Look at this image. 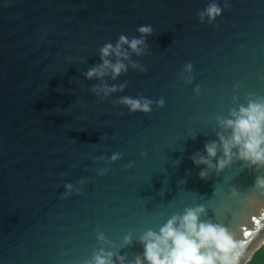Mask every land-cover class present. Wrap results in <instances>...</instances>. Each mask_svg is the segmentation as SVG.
Here are the masks:
<instances>
[{"label": "water", "instance_id": "95a60500", "mask_svg": "<svg viewBox=\"0 0 264 264\" xmlns=\"http://www.w3.org/2000/svg\"><path fill=\"white\" fill-rule=\"evenodd\" d=\"M210 2L0 0V264H94L100 249L134 264L140 237L189 207L233 236L227 264H247L262 246L264 193L254 185L264 170L234 158L202 180L206 166L189 157L231 134L221 120L233 110L264 98V0H229L215 23H201ZM142 25L153 33L142 36ZM121 35L145 39L144 55L124 48L147 72L124 60L117 79H86ZM105 83L126 87L92 92ZM123 96L166 103L131 113Z\"/></svg>", "mask_w": 264, "mask_h": 264}, {"label": "clouds", "instance_id": "9594fccd", "mask_svg": "<svg viewBox=\"0 0 264 264\" xmlns=\"http://www.w3.org/2000/svg\"><path fill=\"white\" fill-rule=\"evenodd\" d=\"M229 0H225L223 8L212 0L205 9L198 12V18L201 23H215L217 17L222 16L225 8H229ZM142 36L146 37L153 33L151 25H142L137 29ZM124 45L134 52L136 55H144L147 47L145 39L132 38L128 39L125 35L119 37V41L115 44H105L101 52L102 63L90 68L84 76L88 80L94 78H104L111 74L112 79H117L128 71V65L123 61L128 60L133 69H139L141 72H147L145 66L137 62L131 61L129 52ZM115 55L116 62L113 63L109 57ZM193 70L192 63L184 65V71L191 73ZM192 77L186 78V83H191ZM126 83L117 86H108L106 83L103 87L94 85L92 92L97 96L103 92L104 97H108L111 93L123 91ZM199 95L201 89L199 86L195 89ZM119 103L127 106L131 113L150 114L153 111L152 105L155 103L160 108L165 106L163 98L153 101L144 97L132 98L123 96ZM231 115L234 119L221 120V126L230 129L231 134L225 136L223 133L219 135V143L213 141L208 142L204 146L203 152L194 153L189 157L193 164L197 167L204 165L206 168L199 172L202 180H207L213 171L222 172L233 159L246 162L249 167L257 170H264V98L262 102L249 101L248 106H241L239 111L233 110ZM223 155L217 160L218 153L221 151ZM235 150V151H234ZM206 153V155H205ZM146 153H142L145 155ZM122 153H114L109 163L122 159ZM135 161L126 164L125 168H130ZM108 169H101L100 174L103 175ZM67 193L64 198L73 190V185L67 183L65 185ZM254 189L257 192L264 193V175L257 176ZM233 195H238V190L232 189ZM258 200V199H257ZM260 201V200H259ZM205 214L203 207L186 208L183 215H175L170 218L165 225L160 228L159 233L147 231L140 237L143 245V256H137L134 264H227L229 261V252L233 248L235 241L228 230L218 224H212L202 221L201 217ZM104 239L103 235L99 237ZM126 243L131 242V237L125 238ZM119 260L120 264H125V257L114 252H108L100 249L94 256V264H116L113 257ZM232 259H238V254H234Z\"/></svg>", "mask_w": 264, "mask_h": 264}, {"label": "rangeland", "instance_id": "374dc122", "mask_svg": "<svg viewBox=\"0 0 264 264\" xmlns=\"http://www.w3.org/2000/svg\"><path fill=\"white\" fill-rule=\"evenodd\" d=\"M247 264H264V242Z\"/></svg>", "mask_w": 264, "mask_h": 264}, {"label": "bare ground", "instance_id": "6f19581e", "mask_svg": "<svg viewBox=\"0 0 264 264\" xmlns=\"http://www.w3.org/2000/svg\"><path fill=\"white\" fill-rule=\"evenodd\" d=\"M264 242V237L262 238V240L259 243H263Z\"/></svg>", "mask_w": 264, "mask_h": 264}]
</instances>
